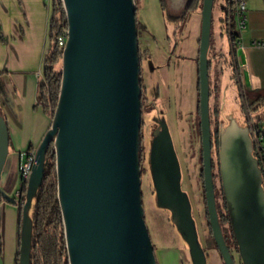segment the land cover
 Wrapping results in <instances>:
<instances>
[{
  "label": "water",
  "instance_id": "95a60500",
  "mask_svg": "<svg viewBox=\"0 0 264 264\" xmlns=\"http://www.w3.org/2000/svg\"><path fill=\"white\" fill-rule=\"evenodd\" d=\"M168 1L175 12L183 11L187 3ZM62 3L68 40L62 52L61 89L20 208L19 264H31L33 220L29 210L43 184L52 142L69 264H158L142 195V80L136 0ZM213 7L214 0H203L198 57L203 183L218 251L224 264H237L220 222L213 173L209 105ZM248 121L246 128L235 122L224 132L220 130V145L228 149L227 158H232L227 163L221 153L222 186L242 264H264L263 174L252 153L255 144ZM234 150L244 156L239 158ZM8 155V127L0 116V183ZM148 159L158 206L170 212L193 264H207L165 118L154 133ZM0 195L16 203L1 187Z\"/></svg>",
  "mask_w": 264,
  "mask_h": 264
},
{
  "label": "rangeland",
  "instance_id": "374dc122",
  "mask_svg": "<svg viewBox=\"0 0 264 264\" xmlns=\"http://www.w3.org/2000/svg\"><path fill=\"white\" fill-rule=\"evenodd\" d=\"M225 3L226 0H214L213 7L209 50L211 60L209 105L213 132L218 129L224 132L235 122L241 127H249L242 96L245 94L247 98L252 99L260 94L259 91L246 93L239 89L236 82L234 55L226 22L223 20ZM201 4L177 28V24L168 23L165 19L161 0L137 1L138 39L142 50L147 48L148 51L145 52L147 56L143 59L141 73L143 84L146 86L143 85L142 90V195L145 220L158 264H193L188 245L174 226L170 212L159 207L156 200L148 153L154 133L158 129L156 125L158 118H165L167 121L181 165L182 189L189 196L199 239L207 255V264H214V254L219 252L209 230L202 173L201 125L198 110L200 99L198 38L201 35L202 24ZM233 31H237L235 21ZM219 55L221 60H218ZM56 69H62V60L56 65ZM42 81L43 77L41 83ZM251 114L254 119L251 121L257 124L256 112ZM233 117L241 120H232ZM213 152L216 158L215 149ZM256 159L258 160L257 156ZM215 174L219 214L226 213L217 168ZM35 201L36 198L33 199L29 210L31 215ZM223 227L225 235L230 236L229 224L225 223ZM231 250L237 264H242L238 250L234 246Z\"/></svg>",
  "mask_w": 264,
  "mask_h": 264
},
{
  "label": "crops",
  "instance_id": "0c3cea01",
  "mask_svg": "<svg viewBox=\"0 0 264 264\" xmlns=\"http://www.w3.org/2000/svg\"><path fill=\"white\" fill-rule=\"evenodd\" d=\"M54 1L0 0V116L5 118L9 133V155L0 187L12 197L21 187V153L37 150L52 123L51 116L39 103V87L52 46L49 23ZM246 2L247 23L236 40L234 71L240 90L261 93L264 46L256 42L264 41V0ZM221 59L219 55L218 60ZM244 106L247 118L254 120L251 112H256L257 124L264 129V104L258 110H250L245 102ZM20 222L17 203L0 195V264H17ZM214 260V264H224L219 252H215Z\"/></svg>",
  "mask_w": 264,
  "mask_h": 264
},
{
  "label": "trees",
  "instance_id": "16d2710c",
  "mask_svg": "<svg viewBox=\"0 0 264 264\" xmlns=\"http://www.w3.org/2000/svg\"><path fill=\"white\" fill-rule=\"evenodd\" d=\"M136 0V5H137ZM203 0H187L186 6L183 11L175 12L169 6V1L161 0V6L163 8L165 19L168 23H175L177 27H180L187 18V16L198 8ZM203 6V4H201ZM229 8V0H226L225 16L223 20L226 22L227 31L230 37L231 44L233 46V53L236 50V36L237 32L230 34L229 18L227 15V9ZM138 14V6L137 13ZM137 18V25H138ZM68 29V21L66 13L64 11L62 0L54 1L52 4V17L49 23V38L52 42L51 51L46 60V65L43 71V81L39 87V103L43 106L44 110L53 118L54 112L57 107L59 93L61 89L62 81V69L57 70L56 65L62 60V52L58 47L57 38L60 33ZM200 44V39L198 40ZM148 53V51H145ZM142 58V52H139ZM211 66V62H210ZM142 79V78H141ZM159 93V92H158ZM244 96V102L250 110H258L264 104V91L258 94L256 97L249 99ZM198 110L200 112L199 102ZM142 138V132H141ZM142 160V150L140 153ZM261 162V169L263 174V186H264V156L259 157ZM225 200V199H224ZM206 203V199H205ZM218 207V206H217ZM226 213H220V222L225 231L223 225L229 224V230L231 235H225L226 241L229 247L232 249L234 246L238 250L237 242L234 237L232 227L230 224L229 214L225 202ZM207 212V207H206ZM219 212V210H218ZM208 214V213H207ZM22 217V209H20V220ZM33 220V236H32V251H31V264H69L68 250L65 238V227L63 222L62 211L58 199V176L56 169V154L54 149V143L52 142L47 151V160L44 173V180L41 188L38 191L34 209L32 212ZM21 223V222H20ZM208 225L210 234L212 235L211 226ZM233 244V246H232ZM20 247V240H19ZM17 264H19V254L17 258Z\"/></svg>",
  "mask_w": 264,
  "mask_h": 264
},
{
  "label": "built area",
  "instance_id": "2783aa9c",
  "mask_svg": "<svg viewBox=\"0 0 264 264\" xmlns=\"http://www.w3.org/2000/svg\"><path fill=\"white\" fill-rule=\"evenodd\" d=\"M247 2L246 0H229V8L227 9V15L229 18L230 34L237 32L236 40L239 38V32L246 27L247 23ZM236 22L237 31H233V22ZM67 29H64L57 38V44L61 52L65 48V33ZM258 46H264V41L256 42ZM43 78V74L41 75ZM251 131L253 134V140L259 157L264 156V129L258 127L251 122ZM37 150L31 149L29 151L21 153L19 164L20 175V189L16 192L14 198L19 208H22L25 203V189L27 183L31 177L34 166L37 163Z\"/></svg>",
  "mask_w": 264,
  "mask_h": 264
},
{
  "label": "flooded vegetation",
  "instance_id": "af4514ba",
  "mask_svg": "<svg viewBox=\"0 0 264 264\" xmlns=\"http://www.w3.org/2000/svg\"><path fill=\"white\" fill-rule=\"evenodd\" d=\"M177 27V26H176ZM179 28V27H177ZM200 39V38H199ZM168 40L170 41V37H168ZM200 45V44H199ZM141 44L139 43V52L141 51L142 52V58L140 57V60H141V73H142V62H143V59L145 58V56H147L145 54V51H147V48H144V50H142L141 48ZM144 51V52H143ZM150 54V53H149ZM142 80V90L144 89L143 87V79ZM145 86V85H144ZM198 86H199V91H200V84L198 82ZM146 87V86H145ZM162 118H158L156 120V125L157 127H159V121L161 120ZM219 135H220V129H218V131H215L213 132L212 130V158H213V173H214V182H215V178H216V174H215V168H217L218 170V176L220 177V180H221V185H222V175H221V161H222V158H221V153L223 154V159L225 161H227V163L231 162L232 161V158H227L226 154L228 152V149L226 147H222L220 145V139H219ZM214 149H215V156L216 158H214ZM234 152L237 154V156L239 158L243 157L244 155H242L241 153H237L236 150H234ZM253 156L256 158V156L258 157V161H259V165L261 167V162H260V159H259V153L257 152V149L256 147H254L253 151ZM202 168H203V163H202ZM202 173H203V170H202ZM264 187V186H263ZM216 189V188H215ZM222 189H223V186H222ZM224 193V192H223ZM241 258V257H240Z\"/></svg>",
  "mask_w": 264,
  "mask_h": 264
},
{
  "label": "bare ground",
  "instance_id": "6f19581e",
  "mask_svg": "<svg viewBox=\"0 0 264 264\" xmlns=\"http://www.w3.org/2000/svg\"><path fill=\"white\" fill-rule=\"evenodd\" d=\"M67 40H68V29H67V31L65 33V44L67 43Z\"/></svg>",
  "mask_w": 264,
  "mask_h": 264
}]
</instances>
